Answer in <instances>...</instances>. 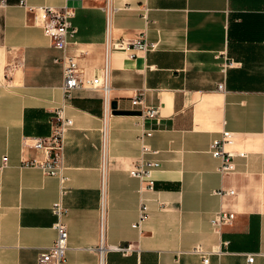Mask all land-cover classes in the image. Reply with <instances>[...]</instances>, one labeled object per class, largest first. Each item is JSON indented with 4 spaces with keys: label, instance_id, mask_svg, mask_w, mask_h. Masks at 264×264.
<instances>
[{
    "label": "crops",
    "instance_id": "0c3cea01",
    "mask_svg": "<svg viewBox=\"0 0 264 264\" xmlns=\"http://www.w3.org/2000/svg\"><path fill=\"white\" fill-rule=\"evenodd\" d=\"M65 6L76 29L65 53L76 59L81 80L98 75L107 41L142 37L153 45L132 58L112 54L109 98L118 111L141 113L131 105L141 95L143 109L156 115H105L100 92L74 90L65 108L73 126L64 135L61 184L23 162L43 159L28 138L50 134L63 100L62 70L54 62L61 53L30 9ZM222 131L232 134L225 150L244 154L233 157L234 170L225 175L207 153ZM142 144L153 153L142 155ZM143 160L158 167L152 190L140 192L129 170ZM62 188L63 264H98L102 208L104 243L133 246L127 254L106 251L104 264H204L194 248H217L205 264H264V0H6L0 8V264H38V253L56 237L51 206ZM219 190L234 195L221 197ZM142 202L146 218L133 228ZM217 212L233 214L219 234L209 224Z\"/></svg>",
    "mask_w": 264,
    "mask_h": 264
},
{
    "label": "built area",
    "instance_id": "2783aa9c",
    "mask_svg": "<svg viewBox=\"0 0 264 264\" xmlns=\"http://www.w3.org/2000/svg\"><path fill=\"white\" fill-rule=\"evenodd\" d=\"M6 0H0V8L5 6ZM35 16V22L42 29L44 35L49 38L51 46L61 53L60 57L54 59L56 64L61 66L62 70V85L61 90L63 93L62 103L54 110L51 120V132L48 136L42 138H28L30 141L29 146L40 152L43 155L42 160L32 159L30 161L23 162V167L37 168L43 175L47 177L59 178L60 183L63 184L66 178L62 176L63 172V149H64V135L65 132L73 126V122L66 116L65 108L67 102L71 99L72 92L78 88L85 87L87 89L98 91L101 93L104 114L111 113L110 108V59L114 52H124L128 57L132 58L135 53L148 52L152 50L153 45L146 42L142 37L136 40L120 39L118 41H107L104 46L103 66L100 69L98 75L91 80H81L80 72L77 66L76 59L74 57L67 56L65 53L66 46L69 40L73 39L76 34V29L72 25L73 12L66 6L57 10L53 8H31L30 9ZM225 66V65H224ZM222 67V71L223 68ZM221 84L217 86L218 90H221ZM131 105L133 107H139L141 116L147 119H153L156 115L154 109H143V97L137 95L131 99ZM104 135V131L102 132ZM151 132H145L143 137H150ZM232 143V134L227 131L219 133L218 137L212 139L207 148V153L214 159L219 161L218 172L222 175L233 172L234 165L232 162L233 157L243 158V153L232 154L225 150L226 146ZM28 145L27 143H25ZM153 153L150 148L142 144L141 154L147 155ZM2 164H7V158L2 159ZM158 167V162L153 160H143L138 166H135L129 170V175L132 178L139 180L141 187L140 192L151 191L153 188V181L151 177L152 170ZM65 194L64 188H62L60 198L54 202L51 206V213L55 217V223L53 228L56 231V237L54 241L45 249L40 251L37 255L38 264H63L65 261V252L67 249L68 232L64 223L67 210L62 204L61 197ZM218 196L228 197L233 196V190H219L216 192ZM146 206L142 202L139 211V220L136 224H132L133 228L140 229L141 224L146 218ZM101 209V226H100V241L96 248L98 256V264H104V255L108 250H117L123 254L129 253L133 246L117 245L109 246L103 241V228ZM233 214L226 212H217L213 214L209 220V224L212 230L216 233H220V227L223 224H228L232 221ZM223 245L227 244V241H222ZM192 252L197 253L200 256L201 262L206 263L208 255L212 253H218L217 248H210L202 251L200 248L192 249ZM253 259L252 254L246 255V261L251 262Z\"/></svg>",
    "mask_w": 264,
    "mask_h": 264
},
{
    "label": "water",
    "instance_id": "95a60500",
    "mask_svg": "<svg viewBox=\"0 0 264 264\" xmlns=\"http://www.w3.org/2000/svg\"><path fill=\"white\" fill-rule=\"evenodd\" d=\"M110 108L114 115H141L138 111H118L116 110V102H111Z\"/></svg>",
    "mask_w": 264,
    "mask_h": 264
}]
</instances>
